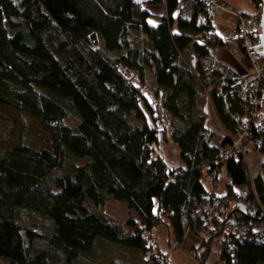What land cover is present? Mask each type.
Listing matches in <instances>:
<instances>
[{"label": "trees", "instance_id": "16d2710c", "mask_svg": "<svg viewBox=\"0 0 264 264\" xmlns=\"http://www.w3.org/2000/svg\"><path fill=\"white\" fill-rule=\"evenodd\" d=\"M180 1L0 0V106L35 120L51 139V150L26 139L0 147L5 264H103L97 259L111 247L120 251L106 264H170L155 241L159 227L177 244L199 237L192 257L200 264L212 245L218 262L264 264V183H251L244 154L220 160L229 142L213 145L207 105L226 133L245 132L263 169L264 118L242 128L241 86H224L239 73L218 60L230 37L221 39L213 20L228 13ZM254 3L260 12L262 0ZM161 140L177 145L181 167L166 165ZM204 174L213 175L214 198L248 228L245 238L198 215L211 194ZM244 189L246 218L233 214ZM112 206L124 211L120 221Z\"/></svg>", "mask_w": 264, "mask_h": 264}, {"label": "built area", "instance_id": "2783aa9c", "mask_svg": "<svg viewBox=\"0 0 264 264\" xmlns=\"http://www.w3.org/2000/svg\"><path fill=\"white\" fill-rule=\"evenodd\" d=\"M201 2L205 3L213 12L219 14L230 13L236 18V23L232 28V36L227 41L226 47L228 52L239 60L237 61V66L242 71L237 76L232 77L230 81H225L224 86L229 84V82L241 86L240 94L243 96V102L246 104L245 111L248 115H244L243 118L237 117V120L243 125L242 128L248 127L252 121L258 122L264 118V56L261 49L259 29L257 33L250 20L243 17L240 13L235 14L222 0H201ZM200 65H202L206 74H210L213 70V67L203 60H200ZM248 104L252 105L251 109ZM244 138L245 132L241 131V128L237 129L235 135L225 132V139L229 143L222 148L219 156L220 160L224 162L229 158L235 157L236 152L244 154V150L241 149ZM206 181L211 194L198 206V215L206 213L211 218H214L225 229L228 236L238 239L245 238L248 228L241 221L230 216L232 208L224 207L218 199L214 198L213 175L207 176ZM249 194L247 189L241 191L240 200L243 201L242 203L248 201ZM191 253L194 254V252ZM164 261L166 262L167 260L165 259Z\"/></svg>", "mask_w": 264, "mask_h": 264}, {"label": "crops", "instance_id": "0c3cea01", "mask_svg": "<svg viewBox=\"0 0 264 264\" xmlns=\"http://www.w3.org/2000/svg\"><path fill=\"white\" fill-rule=\"evenodd\" d=\"M224 1L227 4H229L232 8H234L235 10H237L238 12L246 16L254 17L257 12V7L255 6L254 0H224ZM180 4L182 6V0L180 1ZM222 17L228 18L231 21V23L229 24V21L227 22L226 20H222L220 24L218 22L215 23L216 20L219 21L222 19V18H216V20H213V26H214L216 34L221 39H226V38H229L230 28L232 27V23H234L235 20H234V17L230 14H224ZM228 53H229L228 50H221L219 52L218 60L226 64L228 67H231L234 70H236V64L234 63L235 58ZM207 112L209 116V119L207 121V127L210 128L211 131H213L214 133L212 143L213 145L219 147L225 139V129H223V126L220 120L218 119V116L210 100L207 105ZM159 153H160V156L163 158L164 162L166 163V165L170 169H175V168L182 166V163L180 160V152H179L177 145L165 144L163 145V147H160ZM244 158H245V161L248 167L251 183L253 184L254 180L257 177H261L264 183V169L262 168L261 155L258 152L254 151L251 145H248L244 149ZM226 175L227 174L225 171V176L223 177L226 182L225 185L228 184V179ZM217 188H218V184H216V193H217ZM225 194L226 192L220 196L222 197ZM200 240L201 239L199 237H194L193 235L189 234L186 236L182 244H177L176 241H174L173 245H170L169 243L166 250L164 251L162 249L161 250L167 254L170 264H188L186 263L184 259H182V255L189 256L188 252L190 250L192 251V250L198 249ZM211 249L209 253L205 256L203 260L204 262H202V264H224L222 262H218L217 257L215 258V260L208 263L210 255H211Z\"/></svg>", "mask_w": 264, "mask_h": 264}, {"label": "rangeland", "instance_id": "374dc122", "mask_svg": "<svg viewBox=\"0 0 264 264\" xmlns=\"http://www.w3.org/2000/svg\"><path fill=\"white\" fill-rule=\"evenodd\" d=\"M227 5L229 8L232 9V11L235 14L240 13L237 10H235L234 8H232L229 4H227ZM255 6H256V4H255ZM228 14H230V13H228ZM222 16L216 17V18H222V19L218 21L215 18L214 19V20H216L215 23L218 22L220 24V22L222 20H226L227 22L229 21V24L231 23V21L228 18H225ZM260 16H261V11L256 12L255 16L250 18V21L253 23L256 31H258V29H259ZM232 28H233V26L230 28L229 37L232 36ZM221 37H223V36H221ZM225 50H228L227 47L225 48ZM233 52H235V51H233ZM228 54L232 55L230 52ZM237 61H239V60L237 58H235L234 59V63L236 64V70L235 71H237L240 74L242 70L240 68H238V66H237L238 62ZM66 124L69 125L71 128H75L77 125V121L74 118L69 117L66 120ZM22 139L29 140L32 143L33 147H41L44 149L51 150V139H50L49 135L40 127V125L35 120H33V119H31L25 115L17 114V113L11 111L10 109H8L6 107L0 106V147L7 148V149L16 147L20 144ZM162 141L163 140H161L160 147H163V145H165V144L162 145ZM241 147H242L241 149H243V150L245 149L244 144H243V146L241 144ZM84 162H85L84 160L78 161L77 164L81 165ZM224 176H225V171L222 170L218 180L216 181V184H218V188H217V195L218 196L224 194L227 191V186L225 185L226 182L223 178ZM202 181L206 185V187H209V185L206 181V175L205 174L203 175ZM115 207H116V209H114ZM231 208H233V206ZM111 209H112L111 211L113 213L112 215L117 220H119L117 216L120 215L122 217V215L124 214V211L122 209H120L118 206H112ZM157 232H158V234L155 237V241L158 244L160 249H162L164 251L168 247L169 243H170V245H173L175 238H174V235L170 229L168 230L166 227H159L157 229ZM119 251L120 250H118L114 247H111L109 253H105L102 251L103 252V254L101 255L102 258H100V259L98 258L97 260L103 264H106L107 261L110 259V256L118 255ZM219 251H220L219 246L212 245L211 255H210L208 263L215 260ZM189 252H188V255L190 257L187 255H182V259H184L186 261V263H188V264H199L198 259L192 257V256H194V254L191 252H194V251L190 250ZM5 262H6L5 260L0 259V264H5Z\"/></svg>", "mask_w": 264, "mask_h": 264}, {"label": "water", "instance_id": "95a60500", "mask_svg": "<svg viewBox=\"0 0 264 264\" xmlns=\"http://www.w3.org/2000/svg\"><path fill=\"white\" fill-rule=\"evenodd\" d=\"M259 37L261 41V49L263 51L264 56V0H262L261 4V16H260V23H259ZM233 214H238L241 217H247V207L243 203L237 204Z\"/></svg>", "mask_w": 264, "mask_h": 264}]
</instances>
